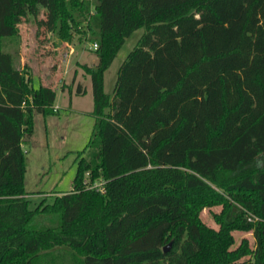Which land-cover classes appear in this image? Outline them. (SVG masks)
I'll list each match as a JSON object with an SVG mask.
<instances>
[{"label":"trees","instance_id":"trees-1","mask_svg":"<svg viewBox=\"0 0 264 264\" xmlns=\"http://www.w3.org/2000/svg\"><path fill=\"white\" fill-rule=\"evenodd\" d=\"M42 13L97 45L95 126L71 191L30 209L23 144L57 90L4 47ZM216 206L218 230L201 218ZM0 264H264V0H0Z\"/></svg>","mask_w":264,"mask_h":264},{"label":"rangeland","instance_id":"rangeland-1","mask_svg":"<svg viewBox=\"0 0 264 264\" xmlns=\"http://www.w3.org/2000/svg\"><path fill=\"white\" fill-rule=\"evenodd\" d=\"M44 19L45 13L37 19H25L19 25V35L6 40L4 47L14 56L18 68L32 72L35 88L47 85L57 90L55 107L59 113L45 116L36 112L32 139L23 144L26 153L24 181L30 209H35L42 201L52 203L57 195L71 191L80 156L87 150L95 126L91 78L83 69V65L93 67L98 63L94 45L79 35H75L72 42L60 40L40 26L39 21ZM143 32L141 29L127 40L105 73V92L111 97L118 71ZM79 84L86 91L83 95H77ZM221 211L222 206L206 208L201 218L209 227L218 230L214 215ZM233 236V249L243 240L248 241L251 249L255 248L253 231H235Z\"/></svg>","mask_w":264,"mask_h":264},{"label":"built area","instance_id":"built-area-1","mask_svg":"<svg viewBox=\"0 0 264 264\" xmlns=\"http://www.w3.org/2000/svg\"><path fill=\"white\" fill-rule=\"evenodd\" d=\"M94 48L96 49L97 48V45H94ZM87 183V182H86ZM91 188H97L99 190H101L102 192L105 191V188H104V183H97L95 184L94 186H92ZM249 220H253V218H250ZM254 220H257V219H254Z\"/></svg>","mask_w":264,"mask_h":264},{"label":"water","instance_id":"water-1","mask_svg":"<svg viewBox=\"0 0 264 264\" xmlns=\"http://www.w3.org/2000/svg\"><path fill=\"white\" fill-rule=\"evenodd\" d=\"M172 244L170 243L169 245H167L165 248H164V251L167 252L170 248H171Z\"/></svg>","mask_w":264,"mask_h":264}]
</instances>
